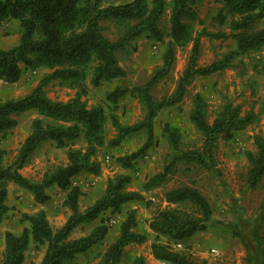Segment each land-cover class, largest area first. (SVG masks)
<instances>
[{
    "label": "trees",
    "instance_id": "16d2710c",
    "mask_svg": "<svg viewBox=\"0 0 264 264\" xmlns=\"http://www.w3.org/2000/svg\"><path fill=\"white\" fill-rule=\"evenodd\" d=\"M104 0H0V27L15 19L19 22L20 41L17 45L0 49V80L7 83L17 82L23 68L36 70L46 68L38 85L26 96L0 101V134L12 129L18 123L16 115L30 110L40 116L55 121L47 123L40 117L32 122V130L21 144L17 154L6 162V151L0 147V184L12 182L32 193L37 204H45L51 199L48 189L57 186L68 190L64 204L71 214L67 221L54 230L44 209L33 214L25 213L23 220L29 223L22 232L5 233V249L0 264H23L31 243L44 246L45 251L39 264H75L79 255L92 251L103 243L109 224L103 216L109 212L115 214L131 202H140L144 196L137 191L125 190L131 181L129 174H117L108 179L102 196L85 210L80 209L79 199L82 190L72 185V179L88 173L98 176L101 167L94 158L98 148L106 143L105 124L108 120L104 106L89 108L82 98L87 93L83 89L67 101H55L46 95L45 87L52 81H69L72 88L89 78L92 86L104 81L126 78L127 72L120 65L118 52L125 50L139 37L161 40L163 32L160 19L167 9L166 0H129L120 4H103ZM170 39L162 56V65L144 84L131 90L120 85L106 94V102L117 106V102L127 94L136 95L146 108V115L140 122L123 125L116 115L111 114L112 125L117 135L109 144L118 145L132 133L145 130L147 140L141 149L118 158L120 164L129 168L132 161L155 145L154 118L157 114L182 101L188 86L196 76H208L230 67L235 58L246 54L251 62L261 59L260 50L264 47V27H257V21L264 19V0H220L222 8L214 17L219 27H226L228 32L209 33L201 31L195 35L191 21L199 18L195 4L199 0H170ZM103 21H115L121 24L122 31L116 40L104 35ZM231 38L235 48L224 53L204 66L198 64L201 37ZM192 43L187 66L181 74L175 92L156 100L151 90L171 70L176 49ZM259 54V55H258ZM263 64V63H262ZM258 70L255 64L254 69ZM207 102L196 93L190 121L202 132L203 148L181 151L179 131L168 125L170 145L179 151L177 159L192 161L204 167L215 164L213 150L220 139H231L234 134L259 120L260 115L253 111L243 113L240 105L227 102L212 122L206 118ZM113 107L112 110H114ZM83 137L85 149L67 151L66 164L46 171L40 181H34L22 174V169L30 161L36 149L44 142L53 141L57 148L73 145ZM256 151L247 152L250 168L247 183L255 188L264 176V137L254 136ZM173 161L164 170L145 184V190L158 185L172 172ZM165 201L169 204L190 205L192 212L182 207H168L156 213L149 223L155 234L151 244L153 256L169 264H207L206 261L195 262L190 254L174 245L188 241L196 233L205 231L212 220V208L208 199L197 189L179 186L165 192ZM8 189L0 186V224L4 220L9 206ZM264 223V200L261 205ZM99 220L86 234L72 238L73 231L80 225ZM137 224L135 210L127 213L121 224L117 238L107 245L96 264H121L125 247L131 243L141 244L147 240L143 233L135 231ZM164 237L167 241H160ZM257 246L264 255L261 238L255 234ZM248 264H254L252 255L247 257ZM134 264H146L142 256L136 257ZM264 264V261L262 262Z\"/></svg>",
    "mask_w": 264,
    "mask_h": 264
},
{
    "label": "rangeland",
    "instance_id": "374dc122",
    "mask_svg": "<svg viewBox=\"0 0 264 264\" xmlns=\"http://www.w3.org/2000/svg\"><path fill=\"white\" fill-rule=\"evenodd\" d=\"M129 0H104L103 4H120ZM168 6L160 19L163 32L161 40L139 37L129 47L118 52L120 65L126 70L127 76L123 79L104 81L98 86H92L89 78L72 88L69 81H52L45 87L46 95L55 101H67L75 97L83 89L87 93L82 96L89 108L102 105L105 107L108 120L105 124L106 143L98 148L94 158L101 167L98 176L81 173L72 179V185L82 190L79 199L80 209L83 211L99 199L107 185L108 179L117 174H129L131 181L125 190L137 191L144 196L140 202L126 204L122 211L115 214H105L103 219L109 224V232L103 243L95 246L92 251L81 254L75 264H96L107 245L113 242L120 232L122 222L131 210H135L137 224L135 231L147 236L141 244H132L126 248L121 264H134L136 257L142 256L146 264H162L157 260L151 249L155 234L150 230L149 223L156 213L168 207H182L192 212L190 205L166 204V191L179 186L197 188L209 201L212 208V220L207 229L196 233L184 242V250L195 262L206 261L207 264H248L247 257L252 255L254 264H262L264 255L261 254L255 238L256 232L261 238L264 253V223L261 219V205L264 200V176L255 188L247 183L250 163L247 152L256 151L254 136L261 134L264 137V73L263 62L241 54L235 58L231 66L225 70L208 76H196L188 86L181 102L165 107L154 118L155 145L140 154L132 161L129 168L123 167L119 157L129 155L142 148L147 140L145 130L128 135L118 145L109 142L117 135L112 125L110 115H116L123 125L140 122L146 115L143 102L136 95L127 94L118 100L117 106L106 102V94L120 85L131 90L135 86L146 83L154 72L162 65V56L166 44L170 39L171 24L169 21L171 1L166 0ZM153 0H148L151 7ZM221 4L220 0H204L198 3L196 9L199 18L191 21L195 35L201 31L209 33L228 32L226 27H219L214 21ZM104 35L116 40L122 31L120 23L103 21ZM258 25V27H260ZM20 29V28H19ZM20 31L14 30L0 33V49H7L17 45L20 41ZM19 39V40H18ZM192 43L176 49L175 62L170 72L159 81L151 90L152 96L160 100L164 96L172 95L178 85L179 78L185 70L191 54ZM232 48L235 43L230 38L201 37L200 66L211 63L215 57L222 55ZM264 56V47L259 53ZM258 54V55H259ZM263 63V64H262ZM48 69L31 70L23 68L20 79L15 83L0 80V101L16 99L28 95L39 83ZM196 93H201L207 102L206 118L212 122L227 102L240 105L243 113L253 111L260 115L259 120L247 128L236 132L231 139H220L213 150L215 164L209 168L192 161L177 159L179 151H174L170 145L165 127L176 128L179 131V145L181 151L203 148L202 132L190 121V113L194 107ZM113 107H115L114 110ZM38 114L34 110L16 115L17 125L0 134V147L6 151V162H10L17 154L26 136L32 130V122ZM45 124H55L45 120ZM85 140L80 138L72 145L74 149H85ZM68 148H57L53 141L44 144L34 153L30 161L22 169L26 177L40 181L46 171L53 170L67 162ZM109 157V158H107ZM174 162L172 172L164 181L145 190L144 184L154 175L162 172L165 166ZM0 186L8 189L7 204L9 210L0 224V260L5 249V233L12 231L21 233L29 223L23 220V215L33 214L44 209L51 227L60 228L68 219L71 210L64 204L68 190L52 186L47 191L51 199L45 204H37L32 193L12 183L3 182ZM113 220V223L110 221ZM100 221L80 225L72 234V238L89 232ZM160 241L166 242L164 237ZM45 251L44 246L31 243L25 256V264H39Z\"/></svg>",
    "mask_w": 264,
    "mask_h": 264
},
{
    "label": "crops",
    "instance_id": "0c3cea01",
    "mask_svg": "<svg viewBox=\"0 0 264 264\" xmlns=\"http://www.w3.org/2000/svg\"><path fill=\"white\" fill-rule=\"evenodd\" d=\"M204 2V0H199L196 4H195V6L198 4V3H203ZM221 4V3H220ZM222 8V4H221V7H220V9ZM257 27H258V25H260L261 24V26L259 27V28H261V27H264V19H261V20H259V21H257ZM13 29L14 30H17V31H20V29H19V22L17 21V20H15V19H13V20H11V21H9V22H7V23H5V24H3L1 27H0V33L2 32H4V33H7V32H11L12 33V31H13ZM20 37V35L19 36H17V38H19ZM231 39V38H230ZM19 40V39H18ZM232 40V39H231ZM234 41V40H233ZM235 43V42H234ZM236 46V45H235ZM8 49V48H7ZM43 69H46V68H43ZM38 114V113H37ZM38 117H40V118H42L44 121L45 120H50V121H52V122H55V121H53L52 119H50V118H47V117H43V116H40L39 114H38ZM82 138V137H81ZM78 140H80V138L78 139ZM77 141V140H76ZM47 142H49V141H47ZM47 142H44V143H42L37 149H36V151H38L44 144H46ZM73 147L72 145H69L67 148L69 149V147ZM35 151V152H36ZM34 152V153H35ZM34 155V154H33ZM66 164V163H65ZM165 203L166 204H169V203H167L166 201H165ZM106 214H110V215H112L111 213H109V212H107ZM104 217V216H103ZM99 221V220H98ZM132 244H136V243H131V244H129V245H127L126 247H125V250H124V253H123V257H124V254H125V252H126V248L128 247V246H130V245H132ZM122 260H123V258H122ZM121 263H122V261H121ZM23 264H25V263H23Z\"/></svg>",
    "mask_w": 264,
    "mask_h": 264
},
{
    "label": "built area",
    "instance_id": "2783aa9c",
    "mask_svg": "<svg viewBox=\"0 0 264 264\" xmlns=\"http://www.w3.org/2000/svg\"><path fill=\"white\" fill-rule=\"evenodd\" d=\"M107 158H109V157H107ZM110 222L113 223V220H111ZM182 247H183V245L181 243H177V244L174 245L175 249H179L180 250V249H182ZM161 263L162 264H169L168 262H165V261H161Z\"/></svg>",
    "mask_w": 264,
    "mask_h": 264
}]
</instances>
